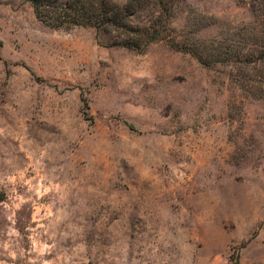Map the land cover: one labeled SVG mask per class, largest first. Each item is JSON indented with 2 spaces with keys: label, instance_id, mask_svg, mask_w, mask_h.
Masks as SVG:
<instances>
[{
  "label": "rangeland",
  "instance_id": "374dc122",
  "mask_svg": "<svg viewBox=\"0 0 264 264\" xmlns=\"http://www.w3.org/2000/svg\"><path fill=\"white\" fill-rule=\"evenodd\" d=\"M173 10L195 55L0 0V264H264V17Z\"/></svg>",
  "mask_w": 264,
  "mask_h": 264
},
{
  "label": "trees",
  "instance_id": "16d2710c",
  "mask_svg": "<svg viewBox=\"0 0 264 264\" xmlns=\"http://www.w3.org/2000/svg\"><path fill=\"white\" fill-rule=\"evenodd\" d=\"M39 20L52 28L91 27L114 35V46L142 52L155 42L184 37L180 50L195 55L194 34L172 26L174 0H26ZM264 17V0H237ZM189 15V14H188ZM170 41V43H171Z\"/></svg>",
  "mask_w": 264,
  "mask_h": 264
}]
</instances>
